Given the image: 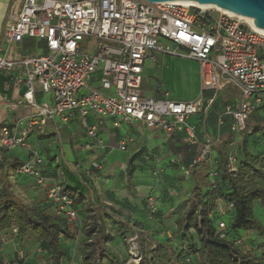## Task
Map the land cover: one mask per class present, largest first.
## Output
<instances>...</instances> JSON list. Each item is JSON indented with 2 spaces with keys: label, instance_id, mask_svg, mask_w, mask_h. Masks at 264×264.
<instances>
[{
  "label": "built area",
  "instance_id": "built-area-1",
  "mask_svg": "<svg viewBox=\"0 0 264 264\" xmlns=\"http://www.w3.org/2000/svg\"><path fill=\"white\" fill-rule=\"evenodd\" d=\"M25 38L41 40L45 53L40 49L20 53ZM155 52L198 63L200 93L194 99L175 100L166 92L161 98L145 95L143 66ZM0 73L15 89H22L21 97L10 103L9 109L27 107L30 111L25 123L0 126V149L25 151L27 156L13 175L31 180L53 207L54 215L72 230L81 227L73 198L46 175L43 156L27 142L28 136L41 131L48 121L57 119L66 125L77 113L85 128L87 141L79 144L84 149L106 148L100 136L104 126L117 129L136 122L147 131L162 133L166 141L180 134L185 144L196 149L193 164H198L221 142L219 134L201 141L191 122L215 101V96L204 98L203 92L216 93L227 87L239 92V99L227 104L217 119L221 127L227 118L233 135L244 130L252 114L259 111L264 116V31L227 12L175 2L12 0L0 43ZM96 74L98 88H93ZM37 91L49 100L37 102ZM89 114L95 124L87 123ZM126 146L121 141L117 148L125 151ZM228 159L229 172H233L236 158L229 155ZM101 169L100 161L95 160L85 173L93 175ZM184 175L189 176L187 169ZM217 175L216 170L209 171L210 180ZM146 203L154 213L155 197H148ZM231 209V204L218 202L220 238L225 237L223 217ZM129 244L137 250L136 236ZM243 244L242 239L234 242L237 247ZM15 254L11 260L2 257L0 264H28L21 252Z\"/></svg>",
  "mask_w": 264,
  "mask_h": 264
},
{
  "label": "crops",
  "instance_id": "crops-1",
  "mask_svg": "<svg viewBox=\"0 0 264 264\" xmlns=\"http://www.w3.org/2000/svg\"><path fill=\"white\" fill-rule=\"evenodd\" d=\"M11 1L0 0V43L10 13ZM161 56L167 55L161 54ZM148 61L144 63L142 78ZM93 83L92 87L98 88L95 79ZM198 85L199 91L196 94L181 101L194 99L200 93L199 67ZM144 87L143 79V89ZM156 90V93L149 97L161 98L164 92L161 91L160 82H157ZM21 94L22 89H15L13 84L8 83V79L0 73V126L11 127L19 122L27 121L30 113L27 107H18L15 110H10L8 107L10 103H15ZM203 96L204 98L215 96L218 101L205 113L193 116L191 122L197 126V135L201 141L213 139L219 134L221 135L220 141L223 142L225 134L228 136H232V134L228 130L229 121L227 118H224L223 125L218 127L217 119L224 109L220 103L226 100H229V103L237 101L239 92L233 87H227L216 93L203 92ZM35 99L37 102L49 100L39 91L35 93ZM87 123L90 125L96 123L91 114L88 115ZM100 136L107 145L105 149L79 148V144L84 145L87 139L85 128L78 114L74 113L66 125L61 124L57 119L48 121L41 131L31 133L27 142L32 149L43 155L46 160L48 176L53 177L63 188L75 190L77 194L83 195L82 204L76 205L80 215H88L85 210L86 203L91 201L97 207L104 209L105 219L108 217L116 219L122 212H129L136 216L140 214L142 218L143 201L153 196L161 206V223H155L159 232L158 236H161L163 230H167L169 227L174 229V220L178 214L185 211V203L191 192L192 182L189 176L184 175V170L189 167L194 158L195 149L185 144L181 140L180 134L166 141L162 133L147 131L142 124L136 122L124 123L117 129L104 126L100 131ZM121 141L127 143L125 151H130L131 156L126 161L116 156L120 160L117 162L112 160L110 149L117 147ZM212 154L215 157L216 154L213 151L208 159L198 163L197 167L193 169V177L200 183L207 181V173L202 174L203 163L206 164L208 161L207 172L213 168L214 157ZM26 156L25 151L21 149L9 151L0 149V165L4 170L5 167L13 165L9 170L12 172ZM134 156L136 157L131 163L130 160ZM108 158H110L109 163L105 162ZM95 160L100 161L102 169L93 175H86L85 169ZM117 168H119L118 173ZM149 172L151 178L145 175ZM82 180H85L86 183ZM11 181L13 182V180ZM186 181L189 184H185ZM13 184L16 189L21 188L22 201L25 204L28 205L32 202L31 204L43 211V206H49L50 208L44 212L53 215V207L47 203L44 195L33 182L25 181L20 177L19 181ZM139 190L141 194L138 193ZM122 191L126 193L125 196L122 195ZM170 235L171 233L167 231L166 236L170 237ZM15 238L13 235L3 238L0 255L6 260L15 257L16 250L14 249L11 253V248L15 246Z\"/></svg>",
  "mask_w": 264,
  "mask_h": 264
},
{
  "label": "trees",
  "instance_id": "trees-1",
  "mask_svg": "<svg viewBox=\"0 0 264 264\" xmlns=\"http://www.w3.org/2000/svg\"><path fill=\"white\" fill-rule=\"evenodd\" d=\"M42 48L41 53H45L44 44ZM217 101L215 98L214 103ZM227 104L229 100L220 103L222 108ZM252 116L264 119L259 111L252 114L247 119L244 130L239 133L235 171L229 172L231 142L216 143L212 148L216 155L210 170H216L218 175L216 179L210 180L207 172V181L198 182L193 177V169L198 164H193L196 149L192 147L195 149V156L187 168L192 188L185 203L186 209L174 220L175 228L170 237H166L167 231L163 230L161 236H165L164 241H149L140 236L145 245L140 251L139 264H264V252L258 257L247 252L244 244L242 247L234 245L236 239L244 241L251 235L264 238V228L253 215L254 202L258 201L264 206V187L260 186V182H264V155H256L254 151L258 148H253L252 144L250 147V141L254 143L262 134L261 126L257 122L255 124ZM195 127L197 129L196 125ZM136 156L130 160L131 163ZM44 163L47 175L45 159ZM12 166L5 167L4 170L0 165V250L3 236L12 235L11 230L15 229L16 238L33 234L39 239L48 257V264L67 262V253L61 249L60 242L61 239L74 241V230L66 225L63 218L54 214L48 215L35 205H27L14 196L11 181L14 179L11 178H15L14 183H17L20 176L9 171ZM64 192L73 198V209L80 217L76 205L82 204L83 195L69 188H64ZM146 200L143 201V219L160 224V203L155 199L157 209L151 214ZM220 201L232 205V209L225 215L229 217V221L223 219L226 223L224 238H220L217 233L219 217L216 215V209ZM86 205L88 215L83 220L79 218L83 237L80 264H125V260L119 259L104 243L105 239H110V235H105L104 209L91 201H87ZM262 245L264 246V243Z\"/></svg>",
  "mask_w": 264,
  "mask_h": 264
},
{
  "label": "rangeland",
  "instance_id": "rangeland-1",
  "mask_svg": "<svg viewBox=\"0 0 264 264\" xmlns=\"http://www.w3.org/2000/svg\"><path fill=\"white\" fill-rule=\"evenodd\" d=\"M92 43V41H91ZM163 44L168 45L167 42H163ZM43 42L36 38H25L23 40L21 49L19 50L22 54L34 53L36 50L40 49V52H43ZM172 48V47H171ZM99 77L98 74L94 76L95 80ZM144 89L145 95L150 96L151 94L156 93V84L160 82L161 91L166 92L170 98L175 100H182L185 98H189L193 94H196L199 91L198 85V63L193 60L173 57V56H161V54L154 53L152 58L149 59L148 63L145 66L144 74ZM97 82V81H96ZM94 85V83L92 84ZM97 88V87H95ZM252 120L255 121L261 126L262 134L261 137L256 138L254 143L250 141V147L252 144L253 148H258L254 153L256 155H264V119L259 117L252 116ZM251 122V120H250ZM261 133V132H260ZM221 136V135H220ZM221 139V137H220ZM240 135L236 134L232 136H228L225 134L223 138V142L230 141L231 145L229 147V154L234 156L237 159V150L236 143L239 141ZM59 145V144H58ZM67 151V150H66ZM112 160L120 162L116 156L121 158L123 161H126L131 155L130 151H122L117 147H111L110 149ZM213 152V151H212ZM43 156V155H42ZM214 157V154H212ZM208 159V158H206ZM110 158H108L105 162L109 163ZM122 162V161H121ZM207 163H203L202 174L208 171V161ZM119 168H117V173ZM205 174V173H204ZM149 178H151V174L146 173ZM145 178V177H144ZM82 179V178H81ZM23 180L28 181L29 179L23 178ZM32 182L31 180H29ZM86 183L85 180H82ZM14 183V182H12ZM185 184H189L187 181ZM260 186L264 187V182H260ZM12 192L14 196L20 200H23L21 195V188H17L15 184L12 186ZM188 188V186H187ZM140 193V190L139 192ZM141 194V193H140ZM122 195H126L124 191H122ZM27 201V200H25ZM29 203V202H28ZM30 202L28 205H33ZM44 211L49 209V206H43ZM54 214V211H53ZM180 215V214H178ZM253 215L260 222L261 226L264 228V206H262L258 201L253 204ZM140 214H130L129 212H122L118 214L116 219L106 218L105 226L106 232L105 235H110V239H105L106 247L114 254H116L119 259L125 260V264H139L140 261V251L143 249L145 245L143 241H141L140 236L146 237L149 241H153L156 239L157 241H164L165 236H158V231L156 224L151 220H144V214L142 213V218ZM81 220L86 218V215L82 214L79 217ZM223 219L228 222L229 217L224 216ZM122 223V224H119ZM123 225V227L121 226ZM167 225V224H166ZM168 228V227H167ZM172 227L168 228L166 231L172 232ZM82 229H74V233L76 235L74 241H64L61 239V249L66 251L67 253V262H63L62 264H80L81 263V243L83 241ZM14 236V234H12ZM10 235V236H12ZM6 237L9 234L5 235ZM136 236V247L137 250L130 248L129 240ZM167 237V236H166ZM244 249L252 255H256L261 257L264 252V238H259L257 235H251L249 238L244 240ZM15 246L11 248V253L15 249L23 254L26 261L30 264H48V257L44 253L41 243L39 239L33 234L21 235L20 237L15 238ZM15 247V248H14ZM135 253L136 256H131ZM16 255V254H14ZM13 259V258H12Z\"/></svg>",
  "mask_w": 264,
  "mask_h": 264
},
{
  "label": "water",
  "instance_id": "water-1",
  "mask_svg": "<svg viewBox=\"0 0 264 264\" xmlns=\"http://www.w3.org/2000/svg\"><path fill=\"white\" fill-rule=\"evenodd\" d=\"M156 4L176 1H194L202 5H214L223 12H228L254 19L255 25L264 30V0H141Z\"/></svg>",
  "mask_w": 264,
  "mask_h": 264
},
{
  "label": "bare ground",
  "instance_id": "bare-ground-1",
  "mask_svg": "<svg viewBox=\"0 0 264 264\" xmlns=\"http://www.w3.org/2000/svg\"><path fill=\"white\" fill-rule=\"evenodd\" d=\"M175 3L180 4V5H185V6H192V7H196V8L204 9V10H206V9H214V10L222 11V10L218 9L217 7H215L214 5H202V4H199V3L194 2V1H176ZM229 14L231 16H233V17H236V18H238L240 20H243L244 22L248 23L249 25H251L255 29L263 30V29L258 28L255 25L254 19H252L250 17H244V16L232 14V13H229Z\"/></svg>",
  "mask_w": 264,
  "mask_h": 264
}]
</instances>
